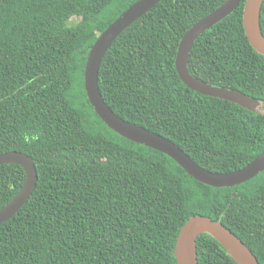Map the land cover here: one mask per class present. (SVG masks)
Returning <instances> with one entry per match:
<instances>
[{
  "label": "trees",
  "instance_id": "16d2710c",
  "mask_svg": "<svg viewBox=\"0 0 264 264\" xmlns=\"http://www.w3.org/2000/svg\"><path fill=\"white\" fill-rule=\"evenodd\" d=\"M139 0H0V154L36 163L31 198L0 226V264H177L192 217L221 222L264 264V172L233 188L202 184L169 156L111 130L84 83L99 36ZM227 0H162L105 54L101 94L120 118L181 148L216 174L264 152V113L188 88L176 69L184 35ZM246 0L200 36L189 71L263 103L264 57L244 28ZM76 24L69 27V23ZM264 34V4L261 10ZM26 181L0 166V210ZM199 264H236L210 236Z\"/></svg>",
  "mask_w": 264,
  "mask_h": 264
},
{
  "label": "water",
  "instance_id": "95a60500",
  "mask_svg": "<svg viewBox=\"0 0 264 264\" xmlns=\"http://www.w3.org/2000/svg\"><path fill=\"white\" fill-rule=\"evenodd\" d=\"M162 0H139L114 21L97 39L90 50L85 67L84 83L90 104L101 120L120 136L161 152L173 159L188 175L213 188L240 186L264 172V152L246 167L228 174H216L201 168L181 148L168 139L143 127L132 124L115 114L105 102L99 87V71L102 60L117 38L141 17L150 12ZM242 0H227L221 7L200 20L184 35L178 48L176 69L182 82L191 90L204 96L235 103L249 111L264 113L263 103L239 92L213 86L191 75L190 54L202 34L219 24L241 4ZM264 0H246L243 11V28L253 49L264 57V34L261 27V10ZM21 166L26 181L12 201L0 210V226L12 220L31 198L39 181L35 161L28 155L13 151L0 154V166ZM207 235L217 241L236 264H260L243 241L221 222L209 217L196 216L182 227L175 246L177 264H199L197 240Z\"/></svg>",
  "mask_w": 264,
  "mask_h": 264
},
{
  "label": "clouds",
  "instance_id": "9594fccd",
  "mask_svg": "<svg viewBox=\"0 0 264 264\" xmlns=\"http://www.w3.org/2000/svg\"><path fill=\"white\" fill-rule=\"evenodd\" d=\"M68 26H69V27H75L76 24L70 22V23L68 24Z\"/></svg>",
  "mask_w": 264,
  "mask_h": 264
}]
</instances>
